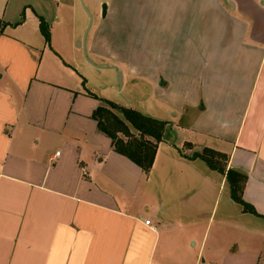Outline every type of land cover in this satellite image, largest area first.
<instances>
[{
  "label": "crops",
  "instance_id": "obj_1",
  "mask_svg": "<svg viewBox=\"0 0 264 264\" xmlns=\"http://www.w3.org/2000/svg\"><path fill=\"white\" fill-rule=\"evenodd\" d=\"M129 12L161 14L167 30L189 20L187 42L207 52L180 102L201 112L193 133L165 135L148 174L93 118L116 104L94 76L119 69L98 52V29L85 42L92 65L79 38L47 44L34 7L22 20L0 11V264H264V0H134ZM203 148L246 176L258 215L232 200L225 175L180 155Z\"/></svg>",
  "mask_w": 264,
  "mask_h": 264
},
{
  "label": "rangeland",
  "instance_id": "obj_2",
  "mask_svg": "<svg viewBox=\"0 0 264 264\" xmlns=\"http://www.w3.org/2000/svg\"><path fill=\"white\" fill-rule=\"evenodd\" d=\"M103 4H106L105 17H102ZM133 4L134 0H121L120 3L114 0H0V11L5 10V18L12 20L24 19L26 14H30L31 7L46 15L47 22L52 26V30L50 26L48 28L49 45L53 48L57 41L67 45L75 37L79 38L74 43L75 46L77 42L84 40L87 43L97 28L104 41L100 42L98 52L106 59L115 60L118 70L124 71L125 80L119 85L118 70H101L100 74L94 76L95 81L93 80L94 84L91 86H96V92L107 96L117 105L131 107L144 115L170 121L166 130V141L175 142L178 136L180 140L181 136L193 133V122L200 116L199 110L189 108L183 113L180 102L188 90L187 75L200 65L207 67V61H203L207 52L205 47L194 45L192 41L187 42L186 38L190 33L192 35V26L189 27L187 23L189 20H171L173 26L169 24L167 30L168 24L161 14H134L129 12ZM259 4L261 5V1ZM119 6L128 10L121 13ZM55 13L62 19L60 24L54 21ZM209 16L211 17L208 15L206 19ZM195 25L198 28L197 22ZM71 27L74 30L73 35L70 34ZM220 29L225 32V28ZM68 37L67 41L65 38ZM87 56L89 58L88 53ZM161 79L168 84L161 86ZM179 121L181 128L176 132L171 129V123ZM200 163L205 167L203 162ZM220 182L221 179L218 178L217 183ZM221 191L225 196L227 186L223 185Z\"/></svg>",
  "mask_w": 264,
  "mask_h": 264
},
{
  "label": "trees",
  "instance_id": "obj_3",
  "mask_svg": "<svg viewBox=\"0 0 264 264\" xmlns=\"http://www.w3.org/2000/svg\"><path fill=\"white\" fill-rule=\"evenodd\" d=\"M8 24L0 19V34ZM39 28L47 44L50 41L49 28L46 21L39 17ZM93 113L98 131L111 140L113 150L138 165L148 174L156 155L158 145L164 140L168 122L159 120L125 106H118L109 101H103ZM185 146L190 147V143ZM180 155L188 160L200 159L211 170L222 175L230 188L232 200L242 207L243 212L258 215L255 209L243 199L246 176L234 169L227 168L229 157L219 151L203 148L186 155L180 150Z\"/></svg>",
  "mask_w": 264,
  "mask_h": 264
},
{
  "label": "water",
  "instance_id": "obj_4",
  "mask_svg": "<svg viewBox=\"0 0 264 264\" xmlns=\"http://www.w3.org/2000/svg\"><path fill=\"white\" fill-rule=\"evenodd\" d=\"M88 13V12H87ZM105 14H106V4H103L102 5V17H105ZM88 15H90L89 13H88ZM79 47H81V49H82V52H83V56L85 57V59L87 60V62H89V63H91L92 65H94L91 61H90V59L88 58V56H87V52H86V45H85V40L83 41V42H79L78 44H77ZM117 78H118V83H119V85H121L122 84V73H121V71H117Z\"/></svg>",
  "mask_w": 264,
  "mask_h": 264
},
{
  "label": "built area",
  "instance_id": "obj_5",
  "mask_svg": "<svg viewBox=\"0 0 264 264\" xmlns=\"http://www.w3.org/2000/svg\"><path fill=\"white\" fill-rule=\"evenodd\" d=\"M145 225H150V221H145Z\"/></svg>",
  "mask_w": 264,
  "mask_h": 264
}]
</instances>
